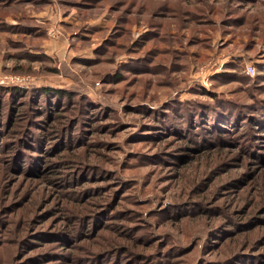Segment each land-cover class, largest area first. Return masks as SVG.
Listing matches in <instances>:
<instances>
[{"label": "rangeland", "instance_id": "obj_1", "mask_svg": "<svg viewBox=\"0 0 264 264\" xmlns=\"http://www.w3.org/2000/svg\"><path fill=\"white\" fill-rule=\"evenodd\" d=\"M263 125L264 0H0V264H264Z\"/></svg>", "mask_w": 264, "mask_h": 264}, {"label": "trees", "instance_id": "obj_2", "mask_svg": "<svg viewBox=\"0 0 264 264\" xmlns=\"http://www.w3.org/2000/svg\"><path fill=\"white\" fill-rule=\"evenodd\" d=\"M55 91H56V93H62V91L61 90H59V89H55ZM43 93H49V89H44L43 91H42ZM229 121L230 120H228L226 117L225 118H223V120H222V122H221V124H220V119H216L215 120V122H211L210 123V127H209V129H212V128H214V129H217L219 126H222V127H224L225 126V124H228L229 123ZM229 124H231V123H229ZM224 125V126H223ZM264 126V125H263ZM217 127V128H216ZM262 134H258V136H261ZM44 153H46V152H44ZM22 169V168H21ZM74 179V178H73Z\"/></svg>", "mask_w": 264, "mask_h": 264}, {"label": "built area", "instance_id": "obj_3", "mask_svg": "<svg viewBox=\"0 0 264 264\" xmlns=\"http://www.w3.org/2000/svg\"><path fill=\"white\" fill-rule=\"evenodd\" d=\"M255 70H256V67L252 64H249L246 66V71L248 74H254L255 73Z\"/></svg>", "mask_w": 264, "mask_h": 264}]
</instances>
